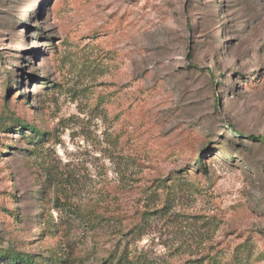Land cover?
Wrapping results in <instances>:
<instances>
[{"label":"rangeland","instance_id":"rangeland-1","mask_svg":"<svg viewBox=\"0 0 264 264\" xmlns=\"http://www.w3.org/2000/svg\"><path fill=\"white\" fill-rule=\"evenodd\" d=\"M252 135L264 0H0V264H264Z\"/></svg>","mask_w":264,"mask_h":264},{"label":"trees","instance_id":"trees-1","mask_svg":"<svg viewBox=\"0 0 264 264\" xmlns=\"http://www.w3.org/2000/svg\"><path fill=\"white\" fill-rule=\"evenodd\" d=\"M229 129H230V131H232V133L234 135H238V132L233 127L230 126ZM248 138L251 139V140H258V139H260V140L264 141V137H255V136L252 135V136H248Z\"/></svg>","mask_w":264,"mask_h":264}]
</instances>
